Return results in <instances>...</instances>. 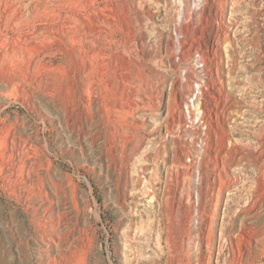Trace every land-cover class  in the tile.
Masks as SVG:
<instances>
[{"label": "rangeland", "instance_id": "1", "mask_svg": "<svg viewBox=\"0 0 264 264\" xmlns=\"http://www.w3.org/2000/svg\"><path fill=\"white\" fill-rule=\"evenodd\" d=\"M0 43V264H264V0H0Z\"/></svg>", "mask_w": 264, "mask_h": 264}, {"label": "bare ground", "instance_id": "2", "mask_svg": "<svg viewBox=\"0 0 264 264\" xmlns=\"http://www.w3.org/2000/svg\"><path fill=\"white\" fill-rule=\"evenodd\" d=\"M20 15V14H19ZM99 35V34H98ZM104 39V38H103ZM79 43V42H78ZM1 44V43H0ZM22 46V45H21ZM104 50V49H103ZM23 54V53H22ZM22 56V55H21ZM96 58V57H95ZM7 61V60H6ZM18 66V65H17ZM6 70V69H5ZM12 77V76H11ZM16 77V76H15ZM152 104V103H151ZM135 107V106H134ZM155 111V110H154ZM200 111V110H199ZM9 137V136H8ZM126 141V140H125ZM125 147V146H124ZM21 150V149H20ZM0 151H1V159H0V171L5 174V177L10 180H15L16 182H21L27 185V179L25 178V170L27 168L32 167V163L29 162L27 158H23L22 160L15 162L13 160L14 158V153H12L9 150V140L7 137L0 138ZM22 156V155H21ZM17 157V156H16ZM16 159V158H15ZM17 177L21 179H17ZM1 182V181H0ZM13 184V183H12ZM21 186V185H20ZM43 187V186H42ZM18 189V188H17ZM16 190V189H14ZM36 190V189H35ZM38 192V191H37ZM26 199H30L28 204L26 205V210L29 215L33 216L34 222L37 224V230H38V235H39V240H44L45 239V234H44V207L40 205H36L35 202L32 201L31 194L28 196H24ZM7 198V197H6ZM19 198V197H18ZM20 199H23L20 197ZM43 201V200H42ZM27 203L26 201H24ZM47 209V208H46ZM49 210V209H48ZM51 217V216H50ZM58 223V222H57ZM51 224V223H50ZM53 228V227H52ZM58 230V229H57ZM40 233V234H39ZM50 235V234H49ZM49 238V237H48ZM48 240V239H47ZM52 242L59 247V240L56 238H52ZM46 243V242H45ZM40 256L41 259L38 261V264H53L54 262L56 263L57 261V254L50 253V259L46 261L44 259L45 253L47 250L43 249V245H40ZM51 251L50 249H48ZM56 253V252H55ZM249 253V252H248ZM71 261V260H70ZM242 262V261H241ZM58 263V262H57ZM69 263V262H68Z\"/></svg>", "mask_w": 264, "mask_h": 264}]
</instances>
